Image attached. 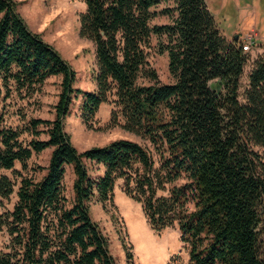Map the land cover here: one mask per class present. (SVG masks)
Instances as JSON below:
<instances>
[{"label":"trees","instance_id":"16d2710c","mask_svg":"<svg viewBox=\"0 0 264 264\" xmlns=\"http://www.w3.org/2000/svg\"><path fill=\"white\" fill-rule=\"evenodd\" d=\"M83 1L80 35L95 46L94 91L75 86V69L27 25L18 1L0 0V169L13 173L0 175V230L8 235L0 264H117L90 204L112 203L119 180L154 231L178 225L189 264H264V54L241 94L250 54L221 32L206 0ZM159 12L170 22L153 23ZM153 38L168 55L171 82L150 63ZM58 75L53 119L17 111L24 123H9L8 100L31 98ZM80 96L85 123L113 102L111 124L150 146L118 138L78 150L65 118ZM47 148L48 164L33 166L44 173L24 174ZM16 178L18 199L8 209Z\"/></svg>","mask_w":264,"mask_h":264},{"label":"rangeland","instance_id":"374dc122","mask_svg":"<svg viewBox=\"0 0 264 264\" xmlns=\"http://www.w3.org/2000/svg\"><path fill=\"white\" fill-rule=\"evenodd\" d=\"M19 2V12L25 19L27 25L36 32L42 34L43 38L51 43L60 54L71 64L77 73L75 86L87 91L96 89L95 74L97 71L96 54L94 43L80 35L81 15L86 11V4L83 0H16ZM206 3L213 13L219 29L225 36L233 37L241 27L248 28L252 23L250 10L242 5H252L253 0H206ZM172 6V2L162 3L157 10L161 11ZM171 20L169 13H161L153 19V23H168ZM263 28L264 22L261 27ZM242 31V30H241ZM253 33V31L249 32ZM247 35H243L245 38ZM254 36L257 35L254 32ZM243 38V40H244ZM249 61L245 66L241 78L240 93L242 94L248 84V72L254 59L252 51ZM156 39L153 38L152 46L149 48V60L157 70L162 82L172 81L168 68L167 53L157 52ZM259 55V54H258ZM62 76H52L47 79L42 90L31 98L19 99L14 96L8 100L11 105L12 114L9 123L14 126L22 125L26 117H41L53 119L55 116L54 105L58 101ZM113 98H111L112 100ZM81 96L74 100L71 105V112L65 118V130L71 136L73 144L82 151L92 146H102L118 138H129L150 146L140 136L130 133L121 126L111 124L113 102H106L89 123H85L80 111ZM22 112L20 115L18 112ZM27 138V134H24ZM52 148H47L39 154L33 155L29 161L28 170L24 172L28 176L39 178L44 171L34 170V165L46 166L48 164ZM16 169L22 170L20 163ZM7 174L13 178L12 170L0 169V175ZM74 172L71 165L66 167L64 187L66 194L73 197ZM15 192L9 200L4 201L8 209H12L16 203L17 190L20 185V178H16ZM160 194H167L161 191ZM3 210V209H1ZM90 215L96 221L103 233L109 239V248L117 264H130L127 253L132 254L134 264H189V249L180 239L178 225L169 227L161 232L154 231L144 216L142 205L128 196L122 190V180H119L115 187V196L112 203L104 206L93 201L90 204ZM8 241V235L0 230V248H3Z\"/></svg>","mask_w":264,"mask_h":264},{"label":"crops","instance_id":"0c3cea01","mask_svg":"<svg viewBox=\"0 0 264 264\" xmlns=\"http://www.w3.org/2000/svg\"><path fill=\"white\" fill-rule=\"evenodd\" d=\"M241 7L249 8L251 14L250 20H252V23L248 28L241 27V29L237 31L239 35L238 38L243 40V35H248L251 31L255 32L257 35L255 38L259 37L257 41L255 40L254 49L252 51L253 57L255 58L258 54H264V30H262L263 28H258L259 25L262 27L264 22V0H253L252 5H242Z\"/></svg>","mask_w":264,"mask_h":264},{"label":"built area","instance_id":"2783aa9c","mask_svg":"<svg viewBox=\"0 0 264 264\" xmlns=\"http://www.w3.org/2000/svg\"><path fill=\"white\" fill-rule=\"evenodd\" d=\"M256 36H254V32L253 33H249L244 40H242V48L244 51L248 52L249 50H251L252 45L254 44V38Z\"/></svg>","mask_w":264,"mask_h":264},{"label":"water","instance_id":"95a60500","mask_svg":"<svg viewBox=\"0 0 264 264\" xmlns=\"http://www.w3.org/2000/svg\"><path fill=\"white\" fill-rule=\"evenodd\" d=\"M238 37H239V35H238V34H236V35H235V38L237 39Z\"/></svg>","mask_w":264,"mask_h":264}]
</instances>
